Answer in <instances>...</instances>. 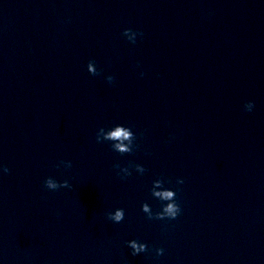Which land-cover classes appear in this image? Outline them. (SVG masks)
Listing matches in <instances>:
<instances>
[{
	"label": "water",
	"instance_id": "obj_1",
	"mask_svg": "<svg viewBox=\"0 0 264 264\" xmlns=\"http://www.w3.org/2000/svg\"><path fill=\"white\" fill-rule=\"evenodd\" d=\"M113 123L132 155L95 143ZM129 160L148 171L121 181ZM0 163V264H264V0H0ZM158 175L184 180L174 221L139 210Z\"/></svg>",
	"mask_w": 264,
	"mask_h": 264
},
{
	"label": "clouds",
	"instance_id": "obj_2",
	"mask_svg": "<svg viewBox=\"0 0 264 264\" xmlns=\"http://www.w3.org/2000/svg\"><path fill=\"white\" fill-rule=\"evenodd\" d=\"M120 35L129 43L136 44L138 38L143 37V33L139 30L132 28H124ZM137 68L140 67V62L137 61ZM85 69L90 76H98L101 74V69L96 65L95 60L89 59L86 62ZM144 72L140 71L139 76L143 77ZM104 80L111 85L114 81V76L109 74L104 76ZM255 105L252 100H248L243 103L242 110L246 113H251ZM138 135L142 136V133H138L134 130L132 125L123 123H113L110 125L100 126L95 130L94 141L96 144H107L111 152L115 153L118 157H125L132 155L138 148ZM167 142V141H166ZM72 164L69 160H59L53 165L56 169H69ZM112 169L116 177L121 181L131 177L133 173L136 176H144L148 171L144 165L135 163L131 160L121 163L119 161L112 164ZM9 168L3 163H0V176L7 175ZM184 180L181 177H177L173 184L172 180L168 177L158 175L150 181L147 186V195L158 204V210H153L152 206L147 200L140 203L139 210L147 220L157 221H174L181 214L182 209L177 199V193L180 191L179 186L183 185ZM42 187L49 192H55L60 189L71 190L72 185L68 179H56L49 175L42 181ZM105 219L113 224L121 223L125 218V210L122 207H114L105 212ZM124 246L128 249V255L136 257L138 255L154 252V259L164 254V248H153L150 244L138 239L130 238L123 241Z\"/></svg>",
	"mask_w": 264,
	"mask_h": 264
}]
</instances>
